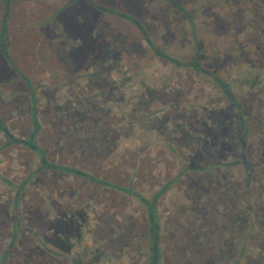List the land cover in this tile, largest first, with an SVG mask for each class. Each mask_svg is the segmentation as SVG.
I'll list each match as a JSON object with an SVG mask.
<instances>
[{
  "label": "rangeland",
  "instance_id": "374dc122",
  "mask_svg": "<svg viewBox=\"0 0 264 264\" xmlns=\"http://www.w3.org/2000/svg\"><path fill=\"white\" fill-rule=\"evenodd\" d=\"M80 2L0 0V264H264V0Z\"/></svg>",
  "mask_w": 264,
  "mask_h": 264
},
{
  "label": "trees",
  "instance_id": "16d2710c",
  "mask_svg": "<svg viewBox=\"0 0 264 264\" xmlns=\"http://www.w3.org/2000/svg\"><path fill=\"white\" fill-rule=\"evenodd\" d=\"M134 21L138 25V23H137L138 21H136V20H134ZM1 31L4 33V28ZM141 31H143V30H141ZM143 33H144V31H143ZM144 38H146V36ZM1 40L3 41L4 39L2 38ZM170 61L175 63L174 60H170ZM195 63H197V62H195L194 60H191L190 62L185 63V65L186 66L192 65V67H195ZM237 108L239 110L237 114H238V117L240 118V124H241V128H242V130H241L242 136H243V142L242 143L244 144L245 143V138L244 137H246L245 135H246L247 129H246L245 125H244V119L242 117V107L240 105H238ZM33 135H35V133H33ZM30 145H32V148L33 149H36L37 148V147L34 146V144H33L32 141H31V144ZM37 152H38V155H41L42 150L41 149H38ZM243 152L245 153V148H243ZM244 160H245L244 157H242V161H244ZM245 164L248 165V163H245ZM45 167L46 168H51V167H56V166H53L51 164H46ZM57 167L59 168L60 166H57ZM112 187H115V186L112 185ZM151 224H153L152 219H151ZM153 228H154V226L152 225V228L151 229H153ZM151 239L153 241V244L151 246V250L153 252L152 261H154V260H156L158 258V256H157L158 253H157V250H156V248L154 246L155 245L154 242H156L158 240V235H157V232L155 230H152L151 231Z\"/></svg>",
  "mask_w": 264,
  "mask_h": 264
},
{
  "label": "crops",
  "instance_id": "0c3cea01",
  "mask_svg": "<svg viewBox=\"0 0 264 264\" xmlns=\"http://www.w3.org/2000/svg\"><path fill=\"white\" fill-rule=\"evenodd\" d=\"M5 1H7V0H1V8L2 9H4V8H6V6H7V3H5ZM61 3L62 2H66V4H67V6H72V4H74V3H76L77 2V0H59ZM97 6L96 5H93V6H90V4H88L87 2H86V0H82V2H80V9H79V13H80V15H79V19L81 18V20H82V25H83V23H85L87 20H86V18L84 17V15H90V17H93L94 15V19H95V21H93V22H96L97 21ZM94 14V15H93ZM62 19H64V18H62ZM60 21V20H59ZM91 21V20H90ZM61 22H62V20H61ZM0 23H1V18H0ZM63 24L64 25H67V22H65L64 20H63ZM84 27V26H83ZM84 29L85 28H82V31H84ZM87 29V28H86ZM2 29L0 28V31H1ZM4 33L5 34H7V31H6V28L4 29ZM5 36H7V35H5ZM5 38V37H4ZM85 38H86V36H85ZM92 38H94V36H92V35H89V39H92Z\"/></svg>",
  "mask_w": 264,
  "mask_h": 264
}]
</instances>
